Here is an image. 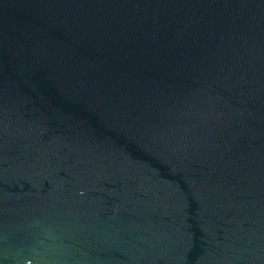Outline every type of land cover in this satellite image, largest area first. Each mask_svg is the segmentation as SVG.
Instances as JSON below:
<instances>
[{"label": "water", "instance_id": "1", "mask_svg": "<svg viewBox=\"0 0 264 264\" xmlns=\"http://www.w3.org/2000/svg\"><path fill=\"white\" fill-rule=\"evenodd\" d=\"M0 264H264V0H0Z\"/></svg>", "mask_w": 264, "mask_h": 264}]
</instances>
